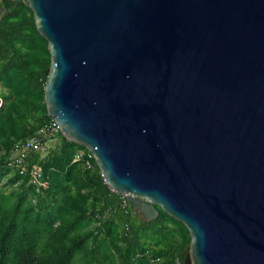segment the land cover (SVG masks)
<instances>
[{"label": "water", "instance_id": "95a60500", "mask_svg": "<svg viewBox=\"0 0 264 264\" xmlns=\"http://www.w3.org/2000/svg\"><path fill=\"white\" fill-rule=\"evenodd\" d=\"M8 1L47 41L48 116L186 227L183 264H264V0Z\"/></svg>", "mask_w": 264, "mask_h": 264}, {"label": "trees", "instance_id": "16d2710c", "mask_svg": "<svg viewBox=\"0 0 264 264\" xmlns=\"http://www.w3.org/2000/svg\"><path fill=\"white\" fill-rule=\"evenodd\" d=\"M0 18V264H183L190 235L159 211L145 221L110 189L85 147L60 132L47 153L30 152L47 186L36 192L28 178L8 166L12 146L51 117L44 102L50 65L48 44L32 10L5 3ZM125 200V201H124Z\"/></svg>", "mask_w": 264, "mask_h": 264}, {"label": "built area", "instance_id": "2783aa9c", "mask_svg": "<svg viewBox=\"0 0 264 264\" xmlns=\"http://www.w3.org/2000/svg\"><path fill=\"white\" fill-rule=\"evenodd\" d=\"M59 133V126L51 118L36 130L33 135L23 141L16 142L9 151L8 166L16 168L20 175L26 176L28 183L33 186L37 193L42 192L47 186L48 180L45 178L40 165L32 164L30 166L27 164L29 154L33 151L41 154L47 153L51 143L57 139ZM83 156H86L87 167H92L93 156L88 150H77L74 161L80 160ZM122 196L127 200V194H122Z\"/></svg>", "mask_w": 264, "mask_h": 264}, {"label": "flooded vegetation", "instance_id": "af4514ba", "mask_svg": "<svg viewBox=\"0 0 264 264\" xmlns=\"http://www.w3.org/2000/svg\"><path fill=\"white\" fill-rule=\"evenodd\" d=\"M6 2H10V1H8V0H0V4H1V6H3L4 7V10H5V3Z\"/></svg>", "mask_w": 264, "mask_h": 264}]
</instances>
